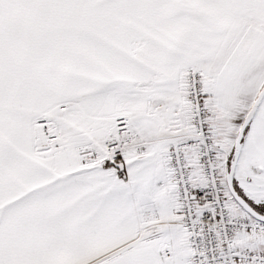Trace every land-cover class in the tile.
I'll return each instance as SVG.
<instances>
[{"label":"snow or ice","instance_id":"obj_1","mask_svg":"<svg viewBox=\"0 0 264 264\" xmlns=\"http://www.w3.org/2000/svg\"><path fill=\"white\" fill-rule=\"evenodd\" d=\"M0 264H264V0H0Z\"/></svg>","mask_w":264,"mask_h":264}]
</instances>
